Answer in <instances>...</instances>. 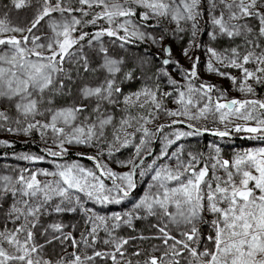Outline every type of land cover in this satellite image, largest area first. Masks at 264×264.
I'll return each mask as SVG.
<instances>
[{"label": "snow or ice", "instance_id": "obj_1", "mask_svg": "<svg viewBox=\"0 0 264 264\" xmlns=\"http://www.w3.org/2000/svg\"><path fill=\"white\" fill-rule=\"evenodd\" d=\"M13 10L28 14L13 20ZM185 38L181 55L191 62L189 68L174 58L171 46ZM141 44L156 47L157 55L148 49L137 56L114 52L118 47L129 53ZM197 51L207 57L206 71L231 81L243 98H228L217 85L200 81ZM169 66L180 72L183 83L171 76ZM164 78L170 90L161 89ZM136 81L141 87L126 94L124 86ZM258 85L264 86V0L3 4L0 131L38 134L43 154L16 158L47 162L53 170L23 168L16 175H0V264H96L98 259L112 264H264V147L225 158L215 144L207 154H185L178 144L205 132L221 138L244 133L245 139L264 142V98L257 95ZM169 100L175 109L167 107ZM161 114L172 118L170 123H156ZM209 117L224 130L198 127ZM165 128L173 131L164 133ZM158 136L156 153L152 145ZM0 145L12 146L6 140ZM74 147L92 154L77 151L80 159L64 160ZM125 149L132 150L131 156L117 159ZM113 163L127 171L117 172ZM137 178L146 187L129 211L104 216L85 206L121 204L137 190ZM77 211L87 226L80 240L65 232L62 222L44 223L52 214ZM149 217L155 218L150 225L155 233L138 238L159 244L129 252L137 237H121L117 230H134V221ZM102 232L110 250L96 249ZM55 241L68 242L74 251L48 252Z\"/></svg>", "mask_w": 264, "mask_h": 264}, {"label": "trees", "instance_id": "obj_2", "mask_svg": "<svg viewBox=\"0 0 264 264\" xmlns=\"http://www.w3.org/2000/svg\"><path fill=\"white\" fill-rule=\"evenodd\" d=\"M5 3H10V0H0V7H2L3 4H5ZM27 14L28 13L26 10H20L19 12H17L16 10H13L10 13V16H11V18H13V17L16 18L18 15L24 17ZM86 30L93 31V29L91 27L87 28ZM104 39L107 42L109 38L105 37ZM135 49L137 51H139V50L145 51V49H147V47L145 44H141V45L135 46ZM117 51H118L117 49H114V52H117ZM130 54H133V53H130ZM128 55H129V53H128ZM139 85H140V81H136V82H132L130 84H126L124 86V91L126 93L129 90V88H133V87L136 88V86H139ZM256 88H259L261 90V94L262 93L264 94V86L258 85V86H256ZM258 96H261V95L258 94ZM117 119H119V116H117ZM156 123L168 124L166 122L162 123L161 121H159V122L157 121ZM173 127L186 129L188 131V129L186 127H184L183 125H175ZM198 127L208 128L211 130H215V129L224 130L225 126L224 125L223 126H215V125H211L209 123H202V124L198 125ZM166 129L167 128H165L164 131ZM0 133L6 134L8 132L0 131ZM161 134H159V136ZM9 135H11V136H9V142L12 146L11 147H7V146L6 147H3V146L0 147V175H3V174L16 175L19 172V170L23 169V168L36 170L37 169L36 167L32 168L31 165H27L25 162L15 160L14 158H10L8 160H5V158L9 155H13V154L20 153V152H28V151H32L35 154L42 155L43 153L40 152V149L45 147V146L42 143V141L40 140L39 135L33 134L31 137H25L24 141H18L16 139V136H13V135H17V134L9 133ZM159 136L156 139L155 143L152 145L155 152L159 148V142H160ZM212 137H218V136L213 135L211 132H205L203 135L193 136V137H191V140L189 143L186 142L185 147L187 148L188 152H193V153H201L202 152V153H204L205 145L210 141V139ZM244 137H245V134H243V133H239V134L233 133L232 135H230L228 137H224V139H227V140H229L233 143H236L238 145L243 144L244 142L252 141L249 139H245ZM219 138H221V137H219ZM77 151L78 150L71 149L69 155L66 156L64 158V160L72 161V160L80 159L79 157H77L75 155V152H77ZM84 152H87L88 154H92L91 149H88V151H84ZM131 154H132L131 149H125L121 153L117 154V159H127L131 156ZM46 159L51 160L52 158L46 157ZM60 162H63V161H60ZM80 162L86 163V164L91 165L93 167V164L91 161L80 160ZM8 164H9V167H8ZM13 170H15V171H13ZM40 179L44 180L46 178L40 177ZM106 183L111 184L110 181H106ZM137 183H138L137 190H135L127 200H125L124 202H122L119 205L105 206V205H97V204H93L92 202H88L85 206L89 207V208H93L99 215L111 216L114 213L123 214L124 212L129 211L132 208L133 204L137 201V199L140 197V195H142L143 191L145 190V187H146L145 181H142L139 178H137ZM84 220H85L84 214L77 211L75 213H70V214H68V213L59 214V215L52 214L50 217L44 218V223L50 224V223H54V222H62L66 226L64 231L65 232H71L77 240H80L81 232H84L85 228L87 227L84 223ZM155 222H156L155 218H153V217H149L146 220L145 219L136 220V221H134V230L128 228L127 226H124V227L118 229L116 234L121 236V237H129V236L137 237L136 240L131 242V244L129 246V252L134 251L136 248H150V246L153 244H159V241H157V240H143L142 241L138 237L141 235H144L146 237L153 235L155 233V229H152L150 227V225L152 223H155ZM40 231H43V229H40ZM100 236H101V242H99L97 244L100 247H97V245H96V249L102 250V251L110 250L109 246L104 245L102 243V240L104 238H107L106 234L102 232L100 234ZM37 238L40 240V242H43V239H44L43 236L38 235ZM62 248H66L67 252H69V253L74 251V249L70 246V244L68 242H65V244L62 246L58 241H55L53 243V245L48 246L47 250H48V252L55 251L57 254H65V253H63ZM91 251L92 250H90L89 253H91ZM96 264H112V262H111V260L98 259L96 261Z\"/></svg>", "mask_w": 264, "mask_h": 264}, {"label": "rangeland", "instance_id": "obj_3", "mask_svg": "<svg viewBox=\"0 0 264 264\" xmlns=\"http://www.w3.org/2000/svg\"><path fill=\"white\" fill-rule=\"evenodd\" d=\"M20 17L23 18L22 16H20ZM12 19L15 20L16 18L13 17ZM203 38H204L205 41H207V39H208L206 35ZM145 45H146V47H147L150 55L153 56V57H155L157 55V48L154 47V46H151L150 47L147 44H145ZM181 45H183L185 47L187 46V38H185L184 41L176 40V41H174V42L171 43V46H172V49H173L174 58L175 59H178L180 61L181 65H183L184 68H189L191 62L188 61L187 59H185L181 55ZM115 49H117L120 52L121 55H128V53H125L123 50H120L118 47L115 48ZM130 53H133V54H130ZM143 53H144L143 50L137 51L135 49V46H133V47H131V51L129 52V55H131V56H137V55H142ZM196 55H199L200 56V59H201V63L199 65L200 81H204V82H208V83H212V84L217 85L218 88H220V89H222V90H224L226 92L228 98H243V95L240 92H238L237 90H235V88H233V86L231 84V81H229L227 79H224V78H221V77H219V76H217L215 74L208 73L206 71L205 63H206L207 57L203 53V51H197L196 52ZM154 64H155L156 67H159L160 66V61L154 59ZM229 71H231L233 75H237V76L239 75L238 71L235 70V69H231ZM169 72H170L171 76L174 79H176L177 81H181V83H183V81H182V75L180 74V72L178 70H176L174 68V66H169ZM149 75H151V73ZM153 79H155V78H153ZM166 80H167V78H164L160 82V85H161V89L162 90H170V86L166 83ZM200 81H197V83H199ZM140 87H141V82H140V85L139 86H136V88H134V87L133 88H129V90L126 92V94L127 93H130V92H133V91H136ZM258 94L261 95L259 97L264 98V94L263 93L261 94V90L259 88H257V95ZM167 107L169 109H175L176 105L173 104L169 100L167 102ZM171 119L172 118H169V117L161 114V117L158 120V122L161 121L162 123H165V122L166 123H169ZM202 123H209V124L215 125V126H223V124L219 123L218 119L217 120H213L211 117H209V119H207V120L200 121L198 125H200ZM150 127H153L154 128V126H150ZM174 128L187 131L186 129H181V128H177V127H174ZM172 131H173V128H167L164 131V133H170ZM164 133H162L160 136H162ZM9 136H11V135H9V133H6V134H1L0 133V140H6V141L9 142ZM13 136H16V139L18 141H24L25 140L24 139L25 136H23V135H18L17 134V135H13ZM190 140H191V137L183 138L181 141L178 142V144H183L184 147H185L186 146V142L189 143ZM212 144H215V145H218V146L221 147V149H222V155L225 158H231V156L233 155V153L236 152V151H239V150H245V149H248V148H256V147H264V142H262V141L252 140V141L244 142L243 144L238 145V144L233 143V142H231V141H229L227 139H224V138L212 137L210 139V141L205 145L204 154H207L210 151L209 145H212ZM1 146H3V145H0V147ZM160 146H161V142H159V148L157 149L156 153L159 152ZM3 147H6V146H3ZM175 147L176 146L174 145L172 150H175ZM152 148H153V146H152ZM72 149L73 150H78V151H88V149H86V148L74 147ZM187 152H188V150L185 147V154ZM20 153H33V154H35L32 151L20 152ZM20 153H16V154H13V155H9V156H7L5 158V160H8L10 158H14L15 160H18V161H21V162H25L27 165H31L32 168L36 167L37 169H48V170H52L53 169V165L50 164V163H47V162H40V163L33 164V163L28 162V161H24V160L17 159L16 158V155H18ZM46 160H48V159H46ZM68 162H71V161H68ZM83 164H85L88 167H92L91 165H88L86 163H83ZM8 167H9V164H8ZM111 167H113V169L116 170L117 172L127 171L126 168H120L118 165H116L114 163L111 164ZM108 185L110 186V184H108ZM115 205L116 204L105 205V206H115ZM97 247H100V246L97 245ZM90 250H92V249H88V251H90Z\"/></svg>", "mask_w": 264, "mask_h": 264}]
</instances>
